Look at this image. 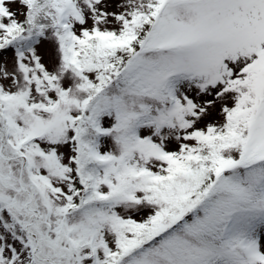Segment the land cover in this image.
Masks as SVG:
<instances>
[{"label": "snow or ice", "instance_id": "6c2138e0", "mask_svg": "<svg viewBox=\"0 0 264 264\" xmlns=\"http://www.w3.org/2000/svg\"><path fill=\"white\" fill-rule=\"evenodd\" d=\"M0 264H264V0H0Z\"/></svg>", "mask_w": 264, "mask_h": 264}]
</instances>
